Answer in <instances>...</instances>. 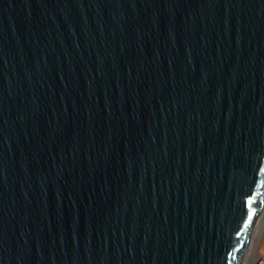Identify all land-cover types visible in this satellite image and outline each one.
I'll return each instance as SVG.
<instances>
[{
    "label": "water",
    "instance_id": "water-1",
    "mask_svg": "<svg viewBox=\"0 0 264 264\" xmlns=\"http://www.w3.org/2000/svg\"><path fill=\"white\" fill-rule=\"evenodd\" d=\"M264 216V0H0V264H243Z\"/></svg>",
    "mask_w": 264,
    "mask_h": 264
},
{
    "label": "rangeland",
    "instance_id": "rangeland-1",
    "mask_svg": "<svg viewBox=\"0 0 264 264\" xmlns=\"http://www.w3.org/2000/svg\"><path fill=\"white\" fill-rule=\"evenodd\" d=\"M253 240V247L251 248L249 255L245 257L243 264L245 262V264H256L260 259L258 255V249L264 247V218ZM253 250L254 253L257 252L256 258L253 256Z\"/></svg>",
    "mask_w": 264,
    "mask_h": 264
},
{
    "label": "crops",
    "instance_id": "crops-1",
    "mask_svg": "<svg viewBox=\"0 0 264 264\" xmlns=\"http://www.w3.org/2000/svg\"><path fill=\"white\" fill-rule=\"evenodd\" d=\"M258 255H259V258L263 259V261H264V247L258 249ZM256 256H257V252H256ZM256 256H255V258H256Z\"/></svg>",
    "mask_w": 264,
    "mask_h": 264
},
{
    "label": "bare ground",
    "instance_id": "bare-ground-1",
    "mask_svg": "<svg viewBox=\"0 0 264 264\" xmlns=\"http://www.w3.org/2000/svg\"><path fill=\"white\" fill-rule=\"evenodd\" d=\"M263 218H264V216L262 217V220H263ZM262 220H261V222H262ZM253 242H254V240L252 241V243H251V245H250V247H249V250L247 251V254H246V256H248L249 255V253H250V250H251V248L253 247L252 245H253ZM253 256L255 257L256 256V252L254 253V250H253ZM246 263V262H245ZM244 263V264H245Z\"/></svg>",
    "mask_w": 264,
    "mask_h": 264
},
{
    "label": "built area",
    "instance_id": "built-area-1",
    "mask_svg": "<svg viewBox=\"0 0 264 264\" xmlns=\"http://www.w3.org/2000/svg\"><path fill=\"white\" fill-rule=\"evenodd\" d=\"M263 263H264L263 259L260 258L256 264H263Z\"/></svg>",
    "mask_w": 264,
    "mask_h": 264
}]
</instances>
